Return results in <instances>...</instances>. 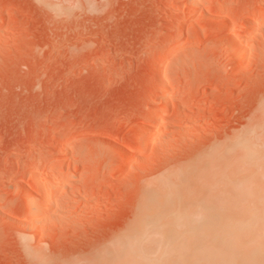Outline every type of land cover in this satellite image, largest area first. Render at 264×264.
Returning a JSON list of instances; mask_svg holds the SVG:
<instances>
[{"label": "rangeland", "instance_id": "obj_1", "mask_svg": "<svg viewBox=\"0 0 264 264\" xmlns=\"http://www.w3.org/2000/svg\"><path fill=\"white\" fill-rule=\"evenodd\" d=\"M259 11L264 0H0V264H137L119 241L162 180L203 184L198 167L264 125ZM48 178L51 206L31 209ZM258 211L222 224L244 216L259 239Z\"/></svg>", "mask_w": 264, "mask_h": 264}, {"label": "bare ground", "instance_id": "obj_2", "mask_svg": "<svg viewBox=\"0 0 264 264\" xmlns=\"http://www.w3.org/2000/svg\"><path fill=\"white\" fill-rule=\"evenodd\" d=\"M257 13H259L258 17L264 16L263 11ZM230 26L232 27L231 24ZM231 45L228 50H234V53L241 58V51H238L236 46L233 49ZM263 129L264 125H259L243 132L232 146L212 155L210 163L206 165L205 162L203 168L200 167V171L198 167L197 175L209 171L208 179L202 182L203 184H193V180L189 182L190 179L186 178L188 176L185 177L182 173L181 177L184 176L187 181L177 180L185 183L170 186L167 180H162L167 183H163L167 186L164 193L161 192L162 195L155 200L149 199L151 212H147L143 219L141 218L140 224L136 221L139 224V231L130 237L127 235L121 243L119 241L122 248L119 250L120 254H117L118 258L135 259L138 261L134 260L137 264H264V235L259 239L251 237L252 225L248 224L244 216L237 219L238 231L233 230L232 226L227 225V227L222 224L223 213L226 211L255 208L264 212V145L259 144L257 140V134ZM142 143L143 141L140 145ZM234 151H237L238 155L233 156ZM243 170H247L245 175ZM175 177L177 178L176 175ZM202 177L204 179V176ZM194 179L198 183L200 179L202 180V178ZM52 182L54 183V179L48 178L46 182L43 181V185H39L40 196L36 198L39 200L33 202L31 197V209L42 206L47 210L49 204L51 206L48 194L51 186H55ZM33 217L36 225L41 222L40 213H35ZM205 236H209L207 242L202 241ZM253 239L257 245H253V249L248 254L240 256L239 246ZM146 240L153 244L154 248L144 253L142 249L139 250L138 245L142 242L146 243L144 242ZM229 241L236 242L232 249L226 246V242Z\"/></svg>", "mask_w": 264, "mask_h": 264}]
</instances>
